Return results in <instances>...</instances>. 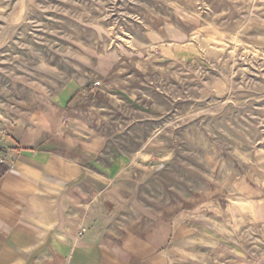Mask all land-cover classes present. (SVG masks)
<instances>
[{
    "label": "rangeland",
    "instance_id": "374dc122",
    "mask_svg": "<svg viewBox=\"0 0 264 264\" xmlns=\"http://www.w3.org/2000/svg\"><path fill=\"white\" fill-rule=\"evenodd\" d=\"M60 107L103 138L96 171L124 173L108 223L264 264V0H0V157Z\"/></svg>",
    "mask_w": 264,
    "mask_h": 264
},
{
    "label": "crops",
    "instance_id": "0c3cea01",
    "mask_svg": "<svg viewBox=\"0 0 264 264\" xmlns=\"http://www.w3.org/2000/svg\"><path fill=\"white\" fill-rule=\"evenodd\" d=\"M63 109L35 111L1 139L0 264H174L176 255L191 264L189 226L178 238V225L162 223L144 238L106 221L104 201L128 194L124 173L96 171L103 138L76 130ZM234 254L229 264H240Z\"/></svg>",
    "mask_w": 264,
    "mask_h": 264
},
{
    "label": "built area",
    "instance_id": "2783aa9c",
    "mask_svg": "<svg viewBox=\"0 0 264 264\" xmlns=\"http://www.w3.org/2000/svg\"><path fill=\"white\" fill-rule=\"evenodd\" d=\"M5 163H6L5 159H3L2 157H0V165L5 164Z\"/></svg>",
    "mask_w": 264,
    "mask_h": 264
}]
</instances>
